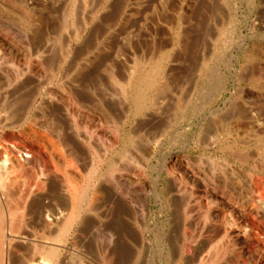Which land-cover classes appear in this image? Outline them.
<instances>
[{"label":"rangeland","instance_id":"374dc122","mask_svg":"<svg viewBox=\"0 0 264 264\" xmlns=\"http://www.w3.org/2000/svg\"><path fill=\"white\" fill-rule=\"evenodd\" d=\"M152 67L136 112L120 86ZM263 82L264 0H0V263L264 264ZM69 165L79 217L58 243ZM208 240L234 250L212 260Z\"/></svg>","mask_w":264,"mask_h":264},{"label":"bare ground","instance_id":"6f19581e","mask_svg":"<svg viewBox=\"0 0 264 264\" xmlns=\"http://www.w3.org/2000/svg\"><path fill=\"white\" fill-rule=\"evenodd\" d=\"M76 1V0H75ZM9 2V1H8ZM13 3V2H12ZM15 3V2H14ZM73 3V2H72ZM16 4V3H15ZM11 5V4H10ZM88 5V4H87ZM17 6H19V8L20 9H22L24 12H25V14H26V9H24L23 8V5H21L20 3H17ZM74 10V9H73ZM75 11H76V9H75ZM78 11V10H77ZM23 13V12H22ZM21 13V14H22ZM66 14H67V12H66ZM75 13H73V15H74ZM78 14V13H77ZM56 19V18H55ZM78 19V18H77ZM76 19V20H77ZM67 23V22H66ZM29 24V23H28ZM71 25V24H70ZM77 25V24H76ZM69 27V26H68ZM73 29V28H72ZM70 30V29H69ZM26 32V31H25ZM77 33V32H76ZM69 34V33H68ZM75 38V37H74ZM229 40V39H228ZM64 41V40H63ZM59 46V45H58ZM57 52V51H56ZM58 52H59V50H58ZM59 56V55H58ZM64 59V58H63ZM53 60V59H52ZM58 61V60H57ZM56 61V62H57ZM62 61V60H61ZM42 66V65H41ZM142 66V65H141ZM49 67H50V65H49ZM151 67V66H150ZM45 68V67H44ZM58 68V67H57ZM144 68V67H143ZM145 69V68H144ZM24 70V69H23ZM52 70V69H51ZM2 71V70H1ZM109 72V71H108ZM158 71H157V67H152V68H150V69H148V71L146 72V74L145 75H143L142 73H138L137 75H136V77L134 78L133 76L135 75H130L129 76V81H128V89L127 88H125V87H121L120 86V89L122 90L121 91V93L124 95V96H126V97H128V98H131L132 99V102L134 103V105H135V109H136V112H140L141 111V109L143 108V103L142 102H140V100H142V98L140 97L141 95H140V91L142 90V92H143V94L144 95H146V97L148 96V94L147 93H149V91H150V89L153 87V85L156 83V80H157V76H158V73H157ZM48 73V72H47ZM53 73V72H52ZM14 74V73H13ZM127 74V73H126ZM109 75V74H108ZM110 76V75H109ZM116 76V75H115ZM114 75H113V78L115 77ZM125 78H127V77H125ZM49 80H51V79H49ZM116 82V81H118V80H113V82ZM112 82V81H111ZM117 83V82H116ZM120 82H118V84H119ZM264 83V82H263ZM121 84V83H120ZM124 85V84H123ZM126 86V85H125ZM155 86V85H154ZM153 89V88H152ZM155 89H156V87H155ZM19 91V90H18ZM54 91V90H53ZM35 93H37V92H35ZM38 94V93H37ZM142 94V93H141ZM140 95V96H139ZM144 95L142 96L143 98H144ZM21 96V95H20ZM154 96V95H153ZM28 99V98H27ZM150 99V98H149ZM154 99V98H153ZM164 99V98H163ZM29 100V99H28ZM31 100V99H30ZM52 100H54V99H52ZM77 100V99H76ZM173 100V99H172ZM6 101V100H5ZM147 101V100H146ZM49 102V101H48ZM152 102H153V100H152ZM161 101H160V98L159 99H157V103H160ZM163 102H165V101H163ZM21 103V102H20ZM24 103V102H23ZM29 103V102H28ZM113 103V102H112ZM179 103V102H178ZM153 104V106H154V108L157 110L158 108H159V104H157L156 105V102H153L152 103ZM175 104V103H174ZM145 105V104H144ZM20 107V106H19ZM22 107V106H21ZM18 108V107H17ZM126 109H128V108H126ZM246 109V108H245ZM148 110H150V109H148ZM30 111V110H29ZM129 111V110H128ZM247 111V110H246ZM239 112V111H238ZM124 113V112H123ZM260 113V112H259ZM46 114V113H45ZM242 114V113H241ZM41 115H42V113H41ZM228 117V116H227ZM41 118V117H40ZM224 118V117H223ZM213 119H215V118H213ZM217 119V118H216ZM229 119V118H228ZM228 119H227V122H228V125H229V121H228ZM231 119V118H230ZM218 120V119H217ZM217 120H215V121H217ZM223 120H225V119H223ZM48 121V120H47ZM222 121V120H221ZM231 121V120H230ZM214 122V121H213ZM224 122V121H223ZM223 122H222V124H223ZM232 122V121H231ZM233 122H237V121H233ZM232 122V123H233ZM217 123V122H216ZM220 123V122H219ZM226 123V122H225ZM253 123H255V122H253ZM236 124V123H235ZM214 125H215V122H214ZM217 125V124H216ZM256 125V124H255ZM242 126V125H241ZM224 127H225V125H224ZM31 128V127H30ZM216 128V127H215ZM215 128H213V129H215ZM228 128V127H227ZM230 128V127H229ZM228 128V129H229ZM32 129V128H31ZM48 129V128H47ZM217 129V128H216ZM234 129V128H233ZM241 129V128H240ZM259 129V128H258ZM28 131H29V129H27ZM27 130H26V128H25V132H27ZM230 130H232V129H230ZM229 130V131H230ZM74 131V130H73ZM217 130H215V132H216ZM226 131V130H225ZM32 132V131H31ZM43 132V131H42ZM220 132V131H219ZM235 132V131H234ZM34 133V132H33ZM37 133V132H36ZM36 133H34L35 134V136H38L39 137V140L40 139H42L43 141H45L46 142V144H48V146L50 147V149H51V153L53 152L55 155H56V159H57V162L59 163V165H61L62 167H66L65 166V158H64V155L60 152V150H58L57 148V145L55 146L54 145V143L56 142H54L53 143V141L51 140H49V139H47V137H43L42 135H36ZM75 133V132H74ZM217 133V132H216ZM24 134V133H23ZM222 134V133H221ZM237 135V134H236ZM216 136H218V134L216 135L215 134V138H216ZM233 136V135H232ZM50 137V136H49ZM70 137H71V135H70ZM74 137V136H73ZM77 137V136H76ZM129 137V136H128ZM213 137V138H214ZM35 138V137H34ZM87 138V137H86ZM37 139V138H36ZM76 139V138H75ZM74 139V140H75ZM78 139V138H77ZM37 141V140H36ZM69 141V140H68ZM79 141V140H78ZM93 141V140H92ZM257 141V140H256ZM100 142V141H99ZM217 142V140L216 139H214L213 140V143L215 144ZM221 142V141H220ZM223 142V141H222ZM42 143H44V142H42ZM66 143V142H65ZM74 143V142H73ZM233 143V142H232ZM248 143V142H247ZM35 144V143H34ZM67 144V143H66ZM72 144V143H71ZM93 144V143H92ZM107 144V143H106ZM134 144V143H133ZM137 144V143H136ZM258 144V143H257ZM14 145V144H13ZM20 145V144H19ZM79 145V144H78ZM146 145V144H145ZM225 145V144H224ZM231 145H233V144H231ZM80 146V145H79ZM83 146V145H82ZM130 146V145H129ZM140 146V145H139ZM219 146V145H218ZM8 148V147H7ZM11 148V147H10ZM44 148H45V145H44ZM123 148V147H122ZM217 148H220V147H217ZM229 148V147H228ZM62 149V148H61ZM225 149H226V147H225ZM6 150V149H5ZM16 150V149H15ZM71 150V149H70ZM228 150V149H227ZM227 150H225L226 152H230V149H229V151H227ZM8 151V150H7ZM7 151H6V154H7ZM11 151V150H10ZM50 151V150H49ZM232 151V150H231ZM261 151V150H260ZM233 152V151H232ZM239 152V151H238ZM262 152V151H261ZM14 154V153H13ZM81 154V153H80ZM87 154V153H86ZM105 154V153H104ZM5 155V154H4ZM8 155H11V153L10 154H8ZM51 155H53V154H51ZM7 156V155H6ZM242 156H246V155H242ZM13 157V156H12ZM97 157V156H96ZM8 158V157H7ZM16 158V157H15ZM87 159V158H86ZM89 159V158H88ZM127 159V158H126ZM9 160H11V158L9 159ZM8 160V161H9ZM68 160V159H67ZM133 160V159H132ZM245 160V159H244ZM247 160V159H246ZM6 161V160H5ZM13 161V160H12ZM11 161V162H12ZM92 161H93V159H92ZM7 162V161H6ZM68 162H70V161H68ZM72 162V161H71ZM90 162V161H89ZM15 163V162H14ZM2 164V163H1ZM4 164H5V162H4ZM7 164H8V162H7ZM35 164V163H34ZM55 164V163H54ZM57 164V163H56ZM75 164V163H74ZM73 164V165H74ZM13 164H11V166H12ZM22 165V164H21ZM41 165V164H40ZM67 165V164H66ZM72 165V164H71ZM71 165H69L68 167H69V171L67 170V174H66V178L64 179L65 181H67V183H65V184H67V188H66V191H67V196H68V198H69V211H68V213L67 214H63V215H57V216H52V218H46L55 228H56V230H57V234L55 235V238H54V242L55 241H57L58 243H60V242H62L63 241V239L66 237V235L69 233V230H70V228H72L71 226H72V224H74V222L77 220V218L79 217L78 216V208H77V203H79L78 201H77V199L79 198V192H80V189H82L81 188V185H82V181L84 180L83 179V177L84 176H82L78 171V169H74L75 167H71ZM94 165V164H93ZM122 165V164H121ZM10 166V165H9ZM14 166V165H13ZM12 166V167H13ZM150 166V165H149ZM11 167V168H12ZM42 167V166H41ZM58 167V166H57ZM10 168V170H12ZM14 168V167H13ZM94 168V167H93ZM3 169V168H2ZM8 169V168H7ZM60 170V169H59ZM13 171V170H12ZM12 171H10V172H12ZM86 171V170H85ZM243 173V172H242ZM4 173H3V171H2V176H4L3 175ZM5 174H7V173H5ZM11 174V173H10ZM15 174V173H14ZM93 175V174H92ZM98 175V174H97ZM6 176V175H5ZM103 176V175H102ZM95 177V176H94ZM7 178V177H6ZM20 178V177H19ZM87 178V177H86ZM88 178H90L89 176H88ZM241 178V177H240ZM91 179H93V178H91ZM0 180H2V179H0ZM28 180V179H27ZM51 180V179H50ZM90 180V179H89ZM1 182V181H0ZM35 182V181H34ZM255 182V181H254ZM6 183H8L7 181H6ZM11 183V182H10ZM92 183V182H91ZM113 183V182H112ZM132 183V182H131ZM32 184V183H31ZM85 183H83V185H84ZM87 184V183H86ZM248 184V183H247ZM257 184V183H256ZM0 185H2V184H0ZM4 185V184H3ZM2 185V186H3ZM16 185V184H15ZM42 185V184H41ZM44 185V184H43ZM7 186V185H6ZM25 186V185H24ZM31 186V185H30ZM45 187V186H44ZM65 187V186H64ZM83 187V186H82ZM88 187H89V185H88ZM38 188V187H37ZM43 188V187H42ZM4 189H5V186H4ZM11 189V188H10ZM31 189V188H30ZM33 189V188H32ZM31 189V190H32ZM84 189V188H83ZM88 190V189H87ZM247 190V189H246ZM259 190V189H258ZM32 192V191H31ZM62 192H64V191H62ZM12 194V193H11ZM30 194V193H29ZM257 194V193H256ZM107 195V194H106ZM11 196H13V195H11ZM30 196V195H29ZM94 196V195H93ZM99 197V196H98ZM101 197V196H100ZM2 198V197H1ZM11 199H13V198H11ZM236 199V198H235ZM248 201H249V203H250V205L252 206V207H254L255 208V211H256V214L255 215H258V219L255 221V222H252L253 224L255 223V225H253V226H250L251 228H256L255 226H261V228L259 229V231H260V234H261V236H263L264 237V201L262 200V199H260L259 197H257L256 195H255V193H251V195L248 197V199H247ZM24 201V200H23ZM15 203V202H14ZM46 203V202H45ZM88 203V202H87ZM90 203V202H89ZM66 204V203H65ZM245 204V203H244ZM79 207V206H78ZM84 207V206H83ZM85 207H86V205H85ZM0 208H1V206H0ZM7 208V207H6ZM13 208V207H12ZM37 208V207H36ZM203 208V207H202ZM10 209V208H9ZM8 209V210H9ZM16 209V208H15ZM8 210H7V212H8ZM205 210V209H204ZM83 211V210H82ZM242 211V210H241ZM247 211V210H246ZM0 212H2V208L0 209ZM10 212V211H9ZM13 212V210L10 212V214ZM87 212V211H86ZM4 213V212H3ZM224 214V213H223ZM15 216V215H14ZM82 216V215H81ZM0 217H1V213H0ZM224 217V216H223ZM1 218H3L2 220H4V216L3 217H1ZM1 218H0V221H1ZM220 218V217H219ZM225 218V217H224ZM224 218H222L221 217V219H224ZM40 219V218H39ZM80 219V218H79ZM16 221H18L19 222V220L17 219ZM1 222H3V221H1ZM225 225L224 226H226V230L227 229H230L231 228V222H230V220L229 219H225ZM234 222V221H233ZM236 222V221H235ZM4 223V222H3ZM20 223V222H19ZM203 223V222H202ZM31 224V223H30ZM86 224H88V222L86 223ZM13 225H15V224H13ZM234 225V224H233ZM236 225V224H235ZM222 226V225H221ZM11 227H12V225H11ZM98 227V226H97ZM249 228V227H248ZM247 228V230H249ZM186 229V228H185ZM221 229V228H220ZM224 229V228H223ZM246 229V228H245ZM257 229V228H256ZM12 230V229H11ZM225 230V231H226ZM232 230V229H231ZM213 231V230H212ZM246 231V230H245ZM259 231H257V232H259ZM8 232H10L9 230H8ZM71 232V231H70ZM244 231L243 230H241V231H239V233L240 234H242ZM1 233H3V232H1ZM238 233V234H239ZM250 233H251V231H250ZM70 234V233H69ZM201 234V233H200ZM259 234V235H260ZM8 235H10V234H8ZM253 235V234H252ZM258 234H257V236H259ZM1 236H2V234H1ZM189 236V235H188ZM0 238H2V237H0ZM183 238H185V237H183ZM201 238V237H200ZM199 238V239H200ZM230 238H231V236H230ZM255 238V237H254ZM11 239H12V237H11ZM52 239V238H51ZM213 239V238H212ZM222 239V238H221ZM0 240H2V239H0ZM10 240V238H7V241H9ZM53 240V239H52ZM68 240V239H67ZM207 240V239H206ZM211 240V239H210ZM226 240V239H225ZM230 240V239H229ZM256 240V239H255ZM4 241H5V239H4ZM4 241H3V243L1 244L2 246H3V244H4ZM214 241V240H213ZM211 242V244H210V242H209V240H208V243H209V245H208V247L207 248H209V250L212 248V247H215V245L217 244L216 242ZM219 241V240H218ZM217 241V242H218ZM253 241V240H252ZM259 241V240H258ZM1 242V241H0ZM53 242V241H52ZM30 243V242H29ZM58 243H56V245L58 244ZM205 243V242H204ZM216 243V244H215ZM226 243V242H225ZM264 243V242H263ZM32 244V243H31ZM206 244H207V242H206ZM206 244H204V247H205V245ZM5 245V244H4ZM177 245V244H176ZM202 245H203V243H202ZM224 247H225V244H222ZM227 245V244H226ZM229 245V244H228ZM235 245V244H234ZM263 245V244H262ZM58 246V245H57ZM57 246H55L54 244H51V245H42L41 244V246H39V248H40V252L42 253H44L43 255H45L44 256V258L46 257L47 258V260L48 261H50V262H52L56 257H57V255H58V252H59V247H57ZM173 246V245H172ZM178 246H180V245H178ZM188 245H186V247H187ZM189 246H190V244H189ZM187 247V250H188V252H189V250H190V247ZM217 246V245H216ZM223 246H222V248H223ZM247 246V245H246ZM185 247V246H184ZM183 247V248H184ZM193 247V246H192ZM197 247V246H196ZM196 247H193V248H196ZM218 247V246H217ZM217 247H215V249L217 248ZM228 247V246H227ZM233 247V246H232ZM259 247V246H258ZM63 248V247H62ZM193 248L191 249L192 251H193ZM206 248V249H207ZM220 249H221V247H219ZM234 248V247H233ZM198 250H197V252H195V251H193V252H195V253H197V255H199L200 253H205L204 251L202 252V249H200L199 247L197 248ZM205 249V250H206ZM214 249V248H213ZM218 249V248H217ZM215 250V251H213L212 252V260H213V258H215V259H217V258H224V255L226 254V252L227 253H229L230 254V251L231 250H234V249H231L230 247H229V249L228 250H230V251H227V249H226V252L224 251V248L223 249H219V250ZM180 250V249H179ZM187 250H186V252H187ZM190 250V251H191ZM173 251V250H172ZM237 251V250H236ZM112 252V251H111ZM180 252V251H179ZM184 253V252H183ZM207 253V252H206ZM205 253V254H206ZM232 253V252H231ZM238 253V252H237ZM240 253V252H239ZM204 254V255H205ZM208 254V253H207ZM209 254H211L210 252H209ZM178 255V254H177ZM195 255V254H194ZM228 255V254H227ZM226 255V256H227ZM231 255H233V254H231ZM238 255H240V254H238ZM179 256V255H178ZM196 256V255H195ZM200 256V255H199ZM207 256V255H206ZM205 256V257H206ZM225 256V258H226V260H227V262L229 261L228 260V258ZM228 256H230V255H228ZM234 256H235V254H234ZM241 256V255H240ZM8 257H9V255H8ZM198 257V256H197ZM208 257V256H207ZM194 258H196V257H194ZM198 258H201V257H198ZM203 258V257H202ZM211 258V257H210ZM231 260H232V258L231 257H229ZM3 259V258H2ZM209 259V258H208ZM236 259V258H235ZM244 259V258H243ZM45 260V259H44ZM197 260V259H196ZM201 260V259H200ZM209 260H211V259H209ZM226 260H224V261H226ZM238 260V259H237ZM242 259H240V261H241ZM2 261V260H1ZM46 261V260H45ZM194 261V260H193ZM202 261V260H201ZM208 261V260H207ZM216 261V260H215ZM244 261V260H243ZM243 261H241V262H243ZM49 262V263H50ZM213 262V261H212ZM216 262H218V261H216ZM221 262H223V261H221ZM230 262V261H229ZM228 262V264H231V263H229ZM47 263V262H46ZM233 263V262H232ZM1 264V263H0ZM3 264V263H2ZM188 264V263H187ZM190 264V263H189ZM233 264H236V261H235V263H233ZM240 264H243V263H240Z\"/></svg>","mask_w":264,"mask_h":264}]
</instances>
